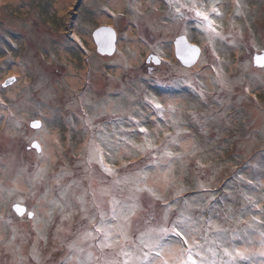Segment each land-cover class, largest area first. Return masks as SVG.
<instances>
[{
  "label": "rangeland",
  "instance_id": "374dc122",
  "mask_svg": "<svg viewBox=\"0 0 264 264\" xmlns=\"http://www.w3.org/2000/svg\"><path fill=\"white\" fill-rule=\"evenodd\" d=\"M66 1L0 0V216L4 217L0 220V264H35L28 259L32 244L40 251V264H48L53 257L63 259L67 251L54 238L59 210L45 221L43 213L51 209H41L37 224L10 208L15 201L33 210L45 188L43 181H36L37 197L28 192L37 165L46 169L49 200L56 195L54 173L62 169L71 173L61 180L67 184L83 172L93 137L101 148L102 141L116 147L114 161L106 158L105 163L120 175L143 169L155 176L153 159L133 148L144 143L139 127L148 129V139L155 145L169 144V150L182 154L171 165L170 183L158 193L172 204L169 223L164 224L163 213L158 211L154 226L170 227L186 209L185 215L201 219L199 225H191L195 228L191 236L203 245L198 250L217 264L222 257L220 244L242 248L251 240L258 248L264 225L246 231L242 222L251 223L253 215L264 219L259 208L244 199L251 196L264 201V69L253 61L255 54L264 52V0H241L238 16L235 0H219L222 16L212 19L228 39L215 43L209 42L193 14L178 19L169 0H70L68 9L58 10L57 4ZM213 2L207 0L209 8ZM103 26L114 28L117 34L112 55L96 51L93 33ZM182 35L202 49L190 68L175 55L174 42ZM151 55L160 63L148 62ZM18 60L24 71L13 74V61ZM218 72L227 87L214 83ZM11 77L16 82L4 86ZM151 98L161 102L175 98L178 110L161 114L149 105ZM35 119L42 121L43 137L31 128ZM54 136L58 145L45 162L32 145L38 142L46 154L51 143L57 142L52 141ZM170 138L178 143L170 144ZM118 139L131 140V144L117 145ZM16 187L20 194L7 191ZM243 209L247 211L241 215ZM209 217L213 227L206 231L203 221ZM216 226L229 231L218 233ZM13 235L16 239L9 245ZM132 239L139 249L149 251L136 237ZM161 243L165 252L171 249L176 255L180 247H187L171 233ZM263 262L264 257L254 256L240 264Z\"/></svg>",
  "mask_w": 264,
  "mask_h": 264
},
{
  "label": "snow or ice",
  "instance_id": "6c2138e0",
  "mask_svg": "<svg viewBox=\"0 0 264 264\" xmlns=\"http://www.w3.org/2000/svg\"><path fill=\"white\" fill-rule=\"evenodd\" d=\"M235 6L237 8L235 15L238 16L241 0H235ZM169 7L175 10L178 19H185L188 13L193 14L194 18L200 22L199 27L208 35L210 43L228 39L218 30L219 26L212 19L213 15L216 17L222 16L219 0H215L210 8L207 0H184L183 3H180V0H169ZM182 9L186 11H182ZM105 33L107 34V40L101 41L100 38ZM95 35L97 41L103 43L104 46L108 48L112 46L111 37L113 32L111 29L97 30ZM199 53L200 49L195 46L186 47L182 53L184 63L193 64ZM213 54H215V49H213ZM254 61L258 67L264 69V56L257 55L254 57ZM217 76L218 79L214 83H219L222 88L227 87V82L223 77H220L219 72ZM13 82H16L15 77H11L8 83ZM245 91L250 93L251 90L245 89ZM201 97H203V92H201ZM2 103L0 101V104ZM148 103L161 114L166 112L174 114L178 110L175 98H167L164 102L151 98ZM15 123L19 124L18 121ZM86 123L91 122L86 121ZM137 125H139V121H137ZM31 128L39 130L41 137L46 131L39 120H33ZM139 132L144 134V143L143 145H133V148L138 149L139 152H147L149 157L153 159L157 169L156 175L153 177H150L143 169L120 175L115 168L105 163L106 158L114 161L112 154L117 150L116 147L102 141L104 148H101L96 143L95 137L87 145V152L83 161L86 166L82 173L78 172L67 184H61V180L64 175L71 173L62 169L61 172L53 174L51 179L57 187L53 189L56 195L50 200L47 198L49 186L45 180L46 169L37 165V170L32 174L29 181L28 192L31 197H37L38 193L33 191L36 181H43L45 188L39 193V198L36 199L33 210L28 211L26 215L38 224L42 215L41 209H51L43 213L45 221L51 220L53 212L59 210V223L55 229L56 235L54 238H59L60 248L67 249L63 253V259L57 260L53 257L48 264H70V262L72 264H217L215 260L209 262L198 250L203 248V245L196 243L191 236V231L195 230L191 225H199L201 219L193 220L191 216L185 215L186 209L182 210L179 216L171 221L170 227L160 224L154 226L158 211L163 213L164 224L169 223L168 216L172 204L158 193L163 191V188L170 183L171 165L175 160L181 159L182 154L169 150V144L159 146L152 143L148 139L151 134L147 128L139 127ZM165 136L168 137L169 133H165ZM35 138L33 137V139ZM122 143L127 147L131 144V140L122 141L118 139L116 141L117 145ZM169 143L175 145L178 141L170 138ZM57 145L58 141L54 142V146ZM144 145L147 147H144ZM32 147L41 148L39 143L33 144ZM105 149H107V152H105ZM49 158L48 154L43 151L40 152L39 159L46 162ZM196 163L203 167L200 161ZM124 167L126 169V166ZM7 191L12 195L20 194L18 187ZM124 191L129 194L120 198L118 194ZM244 199L247 204L259 208V216L264 217V208H260V204L264 201H254L251 196H245ZM105 205L108 206L107 210ZM10 208L20 215H25L20 202L14 201ZM246 211V209H243L241 215ZM76 216H79L78 221L74 220ZM228 218L226 217V219ZM3 219L4 217L0 216V220ZM7 222L11 223V220ZM203 223L207 226L206 231L212 229L211 217ZM242 223L247 231L256 228L257 225H264V219H258L256 215H253L251 223L247 221ZM215 230L218 233L229 231L227 228L220 226H216ZM137 233H139V236H137ZM169 233L180 237L182 244L187 245L186 248H179V255L173 253L171 249L165 252V246L161 242ZM37 237L40 238L39 229H37ZM133 237H136L140 244L149 251L144 252L139 249L135 240L132 239ZM15 239L16 237L13 235L8 244L11 245ZM205 243H208V241L206 240ZM212 243L215 244L216 241L213 240ZM219 247L222 250L219 264H240L242 261L252 260L254 256L264 257V231L259 232L258 248L251 240L246 241V246L242 248L225 247L223 244H220ZM88 249H94V251H88ZM207 250L211 251L214 256L216 255L212 248ZM137 251L142 252V255L136 254ZM153 251L155 255L150 254ZM224 257H227V259H224ZM23 259L21 257V261ZM28 259L35 261V264H40V251L36 244H32Z\"/></svg>",
  "mask_w": 264,
  "mask_h": 264
},
{
  "label": "water",
  "instance_id": "95a60500",
  "mask_svg": "<svg viewBox=\"0 0 264 264\" xmlns=\"http://www.w3.org/2000/svg\"><path fill=\"white\" fill-rule=\"evenodd\" d=\"M105 28H109V29H111L112 32H113V35H112V37H111V40H112V46H111L110 48L104 46L103 43L97 41V38H96V35H95V33H96L97 30L105 29ZM93 39H94V42L96 43L98 53H100V54H102V55H112V54L115 53V51H116V47H117V34H116V31H115L114 28L109 27V26H108V27L103 26V27H100V28L96 29L95 32L93 33ZM100 40H101V41H106V40H107V34H106V33L103 34V35L101 36ZM178 42H179V43H178ZM188 46H195V47H197V48L200 49V53H199L198 57L196 58L195 62H194L193 64H190V65L184 63V59H183V56H182V53L184 52V49H185L186 47H188ZM174 47H175V55H176V58L180 61V63H182L183 66H185V67H187V68H190V67L194 66V65L198 62V60L200 59V56H201V54H202V49H201V47H199V46L196 45V44L191 43L186 35H182V36L178 37V38L175 40V42H174ZM257 55H262V56H264V52H262L261 54H255L254 57L257 56ZM254 57H253V61H254ZM151 60H153V62H154L155 64H159V63H160V59H159L156 55H151V57L149 58L148 62H150ZM254 64H255V61H254ZM255 65H256V64H255ZM256 66H257V65H256ZM257 67H258V66H257ZM8 82H9V81H8ZM8 82H6V84H4V86H7V85H10V84H11V83H8ZM40 122H41V124H42V121H40ZM36 130H37V129H36ZM36 143H38V142H34L33 144H36ZM40 146H41V145H40ZM35 149H36V148H35ZM36 150H37L38 152H41V148H40V149H36ZM20 206H21V209H22V210L24 211V213L26 214V213H27V207L24 206V205H22V204H20ZM16 214H17L18 216H20V217L24 216V215H20V214H18V213H16Z\"/></svg>",
  "mask_w": 264,
  "mask_h": 264
},
{
  "label": "bare ground",
  "instance_id": "6f19581e",
  "mask_svg": "<svg viewBox=\"0 0 264 264\" xmlns=\"http://www.w3.org/2000/svg\"><path fill=\"white\" fill-rule=\"evenodd\" d=\"M12 1H19V0H12ZM120 1H122V0H120ZM71 2L72 1L68 0L66 2H62L61 4H57V9L58 10L65 11L66 9L69 8V6L71 5ZM116 2H119V0H113V3H116ZM22 71H24V68H23L20 60L15 61V62L13 61V64H12V73L13 74H16V72L17 73H22ZM10 94H12V93H10ZM0 99H3V98L1 97ZM0 106H1V104H0ZM52 141H57V137L54 136L53 139H52ZM55 147L56 146H54V142H52L51 143V146H50V149L47 151L46 154H48L50 157L53 156V154L55 153Z\"/></svg>",
  "mask_w": 264,
  "mask_h": 264
},
{
  "label": "flooded vegetation",
  "instance_id": "af4514ba",
  "mask_svg": "<svg viewBox=\"0 0 264 264\" xmlns=\"http://www.w3.org/2000/svg\"><path fill=\"white\" fill-rule=\"evenodd\" d=\"M97 49V48H96ZM97 51V50H96ZM35 120H37V119H35ZM27 212H28V209H27ZM26 216V214L24 215V216H22L21 218H23V217H25Z\"/></svg>",
  "mask_w": 264,
  "mask_h": 264
}]
</instances>
